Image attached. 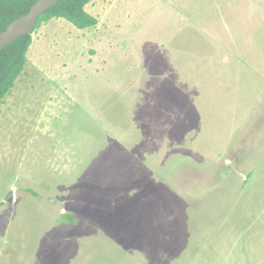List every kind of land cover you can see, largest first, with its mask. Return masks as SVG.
I'll use <instances>...</instances> for the list:
<instances>
[{
  "label": "rangeland",
  "instance_id": "obj_1",
  "mask_svg": "<svg viewBox=\"0 0 264 264\" xmlns=\"http://www.w3.org/2000/svg\"><path fill=\"white\" fill-rule=\"evenodd\" d=\"M84 8L0 102V264H264V0Z\"/></svg>",
  "mask_w": 264,
  "mask_h": 264
},
{
  "label": "trees",
  "instance_id": "obj_2",
  "mask_svg": "<svg viewBox=\"0 0 264 264\" xmlns=\"http://www.w3.org/2000/svg\"><path fill=\"white\" fill-rule=\"evenodd\" d=\"M36 0H0V31L16 17L26 13ZM92 0H59L39 16L34 28L52 18L65 19L78 29L95 26L97 20L85 10ZM33 30V32H34ZM32 43V35H21L0 49V102L14 86L18 76L24 70L26 53Z\"/></svg>",
  "mask_w": 264,
  "mask_h": 264
},
{
  "label": "water",
  "instance_id": "obj_3",
  "mask_svg": "<svg viewBox=\"0 0 264 264\" xmlns=\"http://www.w3.org/2000/svg\"><path fill=\"white\" fill-rule=\"evenodd\" d=\"M58 1L36 0L26 13L14 18L5 29L0 31V49L21 35L31 34L38 22L39 16L54 6Z\"/></svg>",
  "mask_w": 264,
  "mask_h": 264
}]
</instances>
